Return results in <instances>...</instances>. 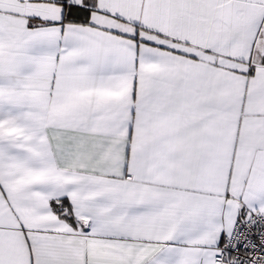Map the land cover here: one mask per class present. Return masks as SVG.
<instances>
[{
	"label": "snow or ice",
	"instance_id": "1",
	"mask_svg": "<svg viewBox=\"0 0 264 264\" xmlns=\"http://www.w3.org/2000/svg\"><path fill=\"white\" fill-rule=\"evenodd\" d=\"M0 264H264V0H0Z\"/></svg>",
	"mask_w": 264,
	"mask_h": 264
}]
</instances>
